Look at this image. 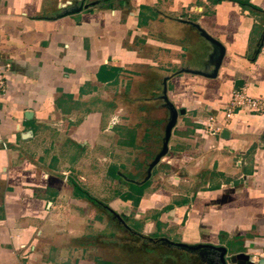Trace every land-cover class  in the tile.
I'll return each mask as SVG.
<instances>
[{
  "label": "crops",
  "instance_id": "1",
  "mask_svg": "<svg viewBox=\"0 0 264 264\" xmlns=\"http://www.w3.org/2000/svg\"><path fill=\"white\" fill-rule=\"evenodd\" d=\"M235 1L0 0V264H108L103 213L264 261V111L196 131L234 89L264 104V0Z\"/></svg>",
  "mask_w": 264,
  "mask_h": 264
},
{
  "label": "rangeland",
  "instance_id": "2",
  "mask_svg": "<svg viewBox=\"0 0 264 264\" xmlns=\"http://www.w3.org/2000/svg\"><path fill=\"white\" fill-rule=\"evenodd\" d=\"M124 171L127 169L124 168ZM126 175L130 179L133 177L129 172ZM114 219L112 220L110 216L103 213L102 223L97 227V231L100 233L96 236L98 240L95 243L96 247L87 245L88 256L93 257L96 254L98 257L99 255L98 258L108 264H207V258L212 255L206 249L201 252L199 250H197L198 252H187L175 248L174 244H178V241L175 239L173 231L162 234H146L143 233V223L138 222L137 226H134L132 217L129 220L121 218L120 223H116ZM127 225L130 229L134 227L135 230H127ZM147 238L155 240L161 238L168 241V244L173 243L172 245L175 247L154 245ZM99 240H102V245ZM88 241H93V238L91 240L88 238ZM209 264L212 262L209 261Z\"/></svg>",
  "mask_w": 264,
  "mask_h": 264
},
{
  "label": "built area",
  "instance_id": "3",
  "mask_svg": "<svg viewBox=\"0 0 264 264\" xmlns=\"http://www.w3.org/2000/svg\"><path fill=\"white\" fill-rule=\"evenodd\" d=\"M9 68L10 66L6 64L0 71V90L5 88L6 73ZM263 111L264 104L260 100L248 96L243 90L234 89L224 111L220 115L208 116L204 121L200 122V127L196 131L202 136L207 150H211L213 148L211 141L220 135L226 121L232 119L236 113L259 114L263 113Z\"/></svg>",
  "mask_w": 264,
  "mask_h": 264
},
{
  "label": "water",
  "instance_id": "4",
  "mask_svg": "<svg viewBox=\"0 0 264 264\" xmlns=\"http://www.w3.org/2000/svg\"><path fill=\"white\" fill-rule=\"evenodd\" d=\"M94 5V4H93ZM202 33V36L205 37L212 45L216 46V48L218 49V52L213 56V66H214V74L212 76H208V75H204L200 72H192L193 74H196V75H201V76H207V77H211V78H214L216 76V72L220 66V63H221V60L223 58V55H224V49L223 47L217 43L216 41H214L213 39H211L210 37H208L207 35H205L203 32ZM242 84V83H241ZM235 86L237 88L240 87V82H236L235 83ZM165 93V92H164ZM164 100L166 101V98L164 97ZM168 106H169V109L171 111V117L168 121V124L166 126V129H165V137H164V141H163V145H162V150L161 152L159 153V155L154 159L153 163L148 167V170H147V177L145 178V180L143 181L146 182V180L149 178L150 176V171L151 169L154 167L155 164L158 163V161L160 160L161 157L165 156V154L167 153V144H168V140H169V137H170V132H171V129L173 128V126L175 125L176 123V118H177V115H178V112L174 109V107L168 103ZM184 111L181 110L179 111V114H183ZM116 219L121 222V218L120 216L118 215H115ZM164 240V239H162ZM165 242L169 243L168 241L164 240ZM173 244V243H171ZM176 247L180 248V249H185V250H188V251H197V250H200V249H213L214 251L218 252L220 254V261L222 264H227V262H225L224 260V256L226 254V249L224 247H214V246H205V245H195V246H188V245H184V244H174ZM260 264H264V261H260Z\"/></svg>",
  "mask_w": 264,
  "mask_h": 264
},
{
  "label": "flooded vegetation",
  "instance_id": "5",
  "mask_svg": "<svg viewBox=\"0 0 264 264\" xmlns=\"http://www.w3.org/2000/svg\"><path fill=\"white\" fill-rule=\"evenodd\" d=\"M147 240L152 243H154V245H163V246H170V247H175L174 245L172 244H168L167 242H165L164 240H162L161 238H158V239H151V238H147ZM177 249H179L180 251H187V252H198V251H188V250H185V249H180L178 247H175ZM206 250H208V252H211L212 255L207 258V264H209V261L212 262V264H222L221 261H220V254L214 250H210V249H207L205 248ZM200 252L203 251V249L199 250ZM224 260L226 262V259L224 257Z\"/></svg>",
  "mask_w": 264,
  "mask_h": 264
},
{
  "label": "trees",
  "instance_id": "6",
  "mask_svg": "<svg viewBox=\"0 0 264 264\" xmlns=\"http://www.w3.org/2000/svg\"><path fill=\"white\" fill-rule=\"evenodd\" d=\"M235 2H237L238 4H240V5L243 6V3H242L241 1L236 0ZM137 198H139V197H137ZM137 198H135V199L133 200V203H134V204H137V202H138V199H137Z\"/></svg>",
  "mask_w": 264,
  "mask_h": 264
}]
</instances>
